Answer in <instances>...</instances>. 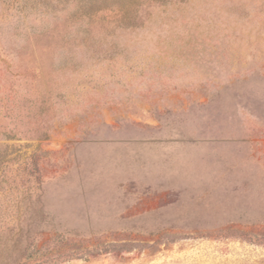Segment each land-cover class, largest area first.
Listing matches in <instances>:
<instances>
[{
	"label": "rangeland",
	"instance_id": "obj_1",
	"mask_svg": "<svg viewBox=\"0 0 264 264\" xmlns=\"http://www.w3.org/2000/svg\"><path fill=\"white\" fill-rule=\"evenodd\" d=\"M0 264H264V0H0Z\"/></svg>",
	"mask_w": 264,
	"mask_h": 264
}]
</instances>
